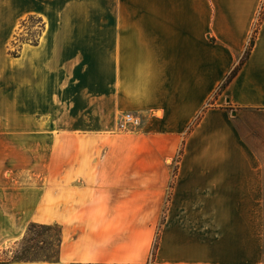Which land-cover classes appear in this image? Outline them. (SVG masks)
<instances>
[{"label":"crops","instance_id":"crops-1","mask_svg":"<svg viewBox=\"0 0 264 264\" xmlns=\"http://www.w3.org/2000/svg\"><path fill=\"white\" fill-rule=\"evenodd\" d=\"M262 2L0 0V251L35 222L61 227L59 261L13 264H264V19L214 98ZM28 15L44 28L12 56Z\"/></svg>","mask_w":264,"mask_h":264},{"label":"trees","instance_id":"trees-1","mask_svg":"<svg viewBox=\"0 0 264 264\" xmlns=\"http://www.w3.org/2000/svg\"><path fill=\"white\" fill-rule=\"evenodd\" d=\"M262 12L258 16V20L254 26V30L252 32V35L248 41V44L244 50L242 57L240 58L238 64L229 72V74L226 76L224 81L221 83L214 98H216L218 94L224 91L226 86L232 81V79L238 73L239 69L242 67L245 61L249 58L252 48L255 44V39L258 33L259 26L264 19V9ZM28 23H31V24L40 23L37 33H39L38 35L41 34V31L43 29V24H42V20L40 17H37L35 15H29L26 19H24L21 22V26H26ZM38 39L39 38H37L36 40H33L32 44L36 45L38 43ZM10 54L12 56L18 55L17 52L15 51L10 52ZM211 103L213 102L210 101L208 104H211ZM204 110L205 108L194 120L189 130H191L200 121L204 113ZM42 235H48L51 241H46V240L41 239ZM54 236H55V239H54ZM16 244H17V248L14 251L13 258L11 260L4 261L3 262L4 264H12L15 262H32V261L57 263L59 261L60 249H61V244H62L61 227L55 224H41V223L31 222L28 225L26 232L24 236L22 237V239L18 241ZM71 264H99V263H71ZM112 264H133V263H112ZM141 264H156V263L153 260H151L150 263H141Z\"/></svg>","mask_w":264,"mask_h":264},{"label":"rangeland","instance_id":"rangeland-1","mask_svg":"<svg viewBox=\"0 0 264 264\" xmlns=\"http://www.w3.org/2000/svg\"><path fill=\"white\" fill-rule=\"evenodd\" d=\"M71 1H73V0H71ZM263 9H264V0L262 2L261 7H260L259 14L263 11ZM259 14H258V16H259ZM28 16H24L23 18L16 19L15 26L13 27L11 36L9 38L10 41L8 42V50L7 51H9V52L15 51V52H17V54H19L20 47L24 43L32 44L33 40H36L37 38H39V35H38L39 33H37V30L39 29L40 23H34V24L28 23L26 26H21V22L24 19H26ZM35 16H37V15H35ZM37 17H40V16H37ZM40 18L42 20V24H43V28H44L43 19H42V17H40ZM257 20H258V18H257ZM253 30H254V28H253ZM253 30H252V32H253ZM251 35H252V33H251ZM251 35H250V37H251ZM250 37H249V39H250ZM227 108L231 111H233V110L235 111V108L230 106V105H228ZM1 121L11 122V121H13V118H12V116L7 115L6 119L5 120L2 119ZM138 129L139 128H137L134 131H137ZM179 155H180V152H179ZM178 159H179L178 154H176L175 157L167 158V159L163 160L162 163L159 165L158 164H151L153 169H154L151 171L152 172V175H151L152 178L154 176H156V177L164 176L163 169L166 168V166L169 168H173L174 169L173 174H175L176 168H177L176 161H178ZM121 177H123L124 179H120V182H122V185H123L122 187H120V189H123L124 186L126 185V182H127V181H125L126 174L124 173L123 175H121ZM147 177L148 176L141 178L138 182H136L135 190H158L159 180L152 181L153 184H151V187H148L144 184L147 181ZM136 178H138V175H136ZM174 181H175L174 176H172V178H170V180L168 181V184H167V187L165 190H174V185H175ZM40 182H41L40 180L33 178L32 175L27 174L24 176V184L23 185L24 186L34 185L36 187L37 185H39ZM54 183L57 184L58 180H56V179L52 180L51 179L50 182H48L49 188L52 187L51 185H53ZM56 190H58V188H56ZM41 239L46 240V241H51L48 235H42ZM54 239H55V236H54ZM16 248H17V244H14V245H11L8 248L0 251V264H4L3 262L6 260H11L14 256V251L16 250ZM152 253L154 254V250L152 251ZM15 263H17V262H15ZM147 263H150V262H147Z\"/></svg>","mask_w":264,"mask_h":264},{"label":"built area","instance_id":"built-area-1","mask_svg":"<svg viewBox=\"0 0 264 264\" xmlns=\"http://www.w3.org/2000/svg\"><path fill=\"white\" fill-rule=\"evenodd\" d=\"M141 119L133 113H124L118 122V128L123 131L132 132L139 128Z\"/></svg>","mask_w":264,"mask_h":264},{"label":"bare ground","instance_id":"bare-ground-1","mask_svg":"<svg viewBox=\"0 0 264 264\" xmlns=\"http://www.w3.org/2000/svg\"><path fill=\"white\" fill-rule=\"evenodd\" d=\"M31 54H33L32 51H29V50L26 48L25 51H24V56H25V57H28V56H30Z\"/></svg>","mask_w":264,"mask_h":264}]
</instances>
